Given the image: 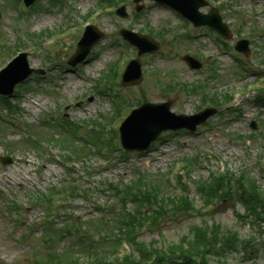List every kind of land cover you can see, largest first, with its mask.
<instances>
[{"label":"rangeland","instance_id":"obj_1","mask_svg":"<svg viewBox=\"0 0 264 264\" xmlns=\"http://www.w3.org/2000/svg\"><path fill=\"white\" fill-rule=\"evenodd\" d=\"M206 1L220 12L229 40L148 0L138 12L134 0H36L27 8L22 0H0V68L23 51L30 67L44 72L18 85L11 103L0 100V264H124L136 252L123 238L139 237L147 249L163 252L201 226L238 243L210 264H264V227L238 195L226 196L239 184L234 180L224 192L222 185L212 198L200 186L233 174L264 194V0ZM122 5L126 19L115 14ZM86 25L104 37L71 68L67 61ZM121 28L161 46L142 57L138 87L114 82L115 69L136 54ZM242 39L247 57L234 50ZM184 55L201 69L190 70ZM165 101L176 115L207 107L217 113L197 133L164 131L144 153L123 150L116 129L124 115L141 103ZM6 157L11 161L4 165ZM142 178L159 181L165 198L187 199L193 209L167 207L153 224L146 210L130 231L128 214L136 208L117 189L137 190ZM72 226L81 236L66 233ZM247 239L254 250L243 246Z\"/></svg>","mask_w":264,"mask_h":264},{"label":"water","instance_id":"obj_2","mask_svg":"<svg viewBox=\"0 0 264 264\" xmlns=\"http://www.w3.org/2000/svg\"><path fill=\"white\" fill-rule=\"evenodd\" d=\"M35 0H24L26 6H30ZM142 0H135L139 3ZM159 4L169 6L181 16L192 22L196 27L208 26L225 39H230L231 34L228 27L222 22L221 16L216 9H211L208 14L199 12V8L206 6L204 0H154ZM142 7H138L140 10ZM116 14L126 18L125 7H121ZM121 36L129 44L138 50L135 59L131 60L123 74L121 85L124 87L140 85L142 81L141 57L146 53L157 51L160 45L151 37L137 34L128 30H121ZM103 38V34L93 26H88L77 44V50L68 64L72 67L85 60L94 44ZM235 49L249 55L248 42L238 41ZM191 70L201 68V63L186 55L182 57ZM39 74L40 70L31 69L28 65L26 54H20L8 66L0 72V95L10 96L14 87L22 83L31 74ZM171 102L161 104L145 103L134 109L123 121L120 131L121 145L128 151L148 150L152 142L158 136L168 130L187 129L195 131L196 127L204 123L209 117L216 113L215 109H206L198 114L185 116L175 115L170 111ZM3 164L10 163L8 158L2 159Z\"/></svg>","mask_w":264,"mask_h":264},{"label":"trees","instance_id":"obj_3","mask_svg":"<svg viewBox=\"0 0 264 264\" xmlns=\"http://www.w3.org/2000/svg\"><path fill=\"white\" fill-rule=\"evenodd\" d=\"M240 178L241 176L235 177L233 176V174H231L230 176H217L213 177L210 182H201L200 186H204L202 189L207 188V190L204 191V194L206 195V193L209 192L208 195L210 198H212V192L216 193L217 189L221 190L222 185L224 192L228 189V186H236L237 182L240 187L239 191L238 189L234 190L233 188L232 190H230V192H228L226 196L229 197L233 194L238 195L239 199L243 201L244 204L247 203L251 211H253L251 215L258 218L257 221L261 222V225L264 226V194H261L259 192L257 184L256 186H254L253 183L250 188H246L239 182ZM234 180L236 182H234ZM247 182L250 183V180L247 179ZM140 183L142 184H140L137 190H135L134 187H126L124 190L117 189L116 196H118L120 193L123 194L124 197H128V200H130V202L136 208V214H128L129 223L127 224V226L129 227L128 229L130 231L134 230L140 225V222L143 220V215L147 216V214L143 213L146 210H148L147 213L151 215L149 217L153 218V224L156 221V217L163 215L167 207H170L173 211L174 209L180 210L181 208L182 210L193 209V207L191 206V204L193 203H190V201H188L187 199L181 200L180 198V200L178 199L175 202V197L172 195L165 198L160 191L159 181L157 183L154 180L142 178L140 180ZM143 205L144 209L142 211H139L138 208ZM120 217H122L123 219H127V215H125V213L121 214ZM207 231L208 230L203 226L194 228L190 231L189 235L185 236V240L183 242L181 241L176 246L170 247L169 250L167 247V249L163 252H161L160 250L147 249L148 245L143 241L139 242V237L133 238V236H131L129 239L123 238V240H125L129 244L132 241V245H130L134 247V250L136 252L135 255L124 257V264H210L209 260L211 258H220L225 252H231L232 249H234L235 246L238 245V243H236V240H231L229 237H224L225 239L221 238L219 232H217L216 230L213 232V234L211 233L212 229L210 230L209 234L207 233ZM74 232H77V235L81 236L79 234V231L76 230L75 227L73 228V226L66 230V233L68 234H72ZM52 233L55 234L56 237L59 236L60 238L64 235V232L60 230L52 229ZM86 245L87 247L89 245L87 241ZM243 246L250 247V249L253 250L256 247V245L248 239L246 241H243Z\"/></svg>","mask_w":264,"mask_h":264}]
</instances>
